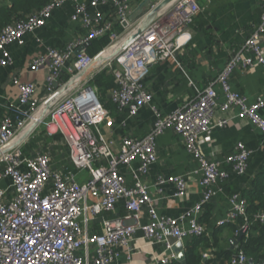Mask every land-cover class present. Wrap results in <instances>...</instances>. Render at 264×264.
<instances>
[{"label":"built area","instance_id":"1","mask_svg":"<svg viewBox=\"0 0 264 264\" xmlns=\"http://www.w3.org/2000/svg\"><path fill=\"white\" fill-rule=\"evenodd\" d=\"M161 1L143 0L132 12L130 0H50L0 31V66L6 67L12 63L7 47L23 45L25 36L43 28L55 9L71 4L70 21L82 29L63 49L47 46L33 59L31 71H47L42 98L36 97L35 83L13 79L18 102L0 121V264H113L118 249L125 251L126 264H132V244L138 231L147 241L163 244L167 251L166 255L156 256L154 264H168L175 260L171 247L176 241L205 236L206 227L198 217L205 204L223 193L220 184L228 177L226 165L237 174L246 171L251 151L242 142L236 143L228 155L208 158L199 138L208 135L214 126L227 124L225 119L213 122L218 107L237 108L264 134V117L260 114L264 96L249 102L245 95L232 89L230 82L235 68L260 67L264 73V3L254 30L214 80L197 89L182 105L162 114L151 104L152 94L144 84L148 66L173 57L179 47L178 38L201 8L197 0H173L146 22ZM100 6H106L107 12L99 10ZM115 23L122 26L120 32L115 31ZM106 34L109 43L95 55L85 49L75 54L79 46ZM109 50H113L110 55L99 59ZM102 69L114 79L115 86L107 90L106 98L115 113L133 116L145 106L153 113L152 125L144 136L124 137L117 148L115 140L103 130L111 129L116 117L100 101L98 88L91 84ZM64 73L66 78H62ZM216 87L224 96L222 102L218 101ZM37 128L48 136H61L70 164L78 172L87 171L86 180L79 182L74 173L53 169L46 152L24 154L21 145ZM167 129L180 136L192 154L202 189L198 203L177 218L157 210L156 198L144 182L157 160V136ZM136 161L139 164L134 168ZM121 167L131 172V182ZM6 179L9 184L4 187L1 183ZM166 181L174 183V196H185L186 181L182 176L158 178L157 193ZM118 200L124 201L125 219L104 218L101 232H91L89 222L113 211ZM227 200V215L217 225L241 218L239 229L247 236L250 222L245 200L237 194ZM144 212L147 222L140 223ZM254 220L264 223V210L255 214ZM202 257L211 258V248ZM227 264H248V258L237 249Z\"/></svg>","mask_w":264,"mask_h":264},{"label":"crops","instance_id":"2","mask_svg":"<svg viewBox=\"0 0 264 264\" xmlns=\"http://www.w3.org/2000/svg\"><path fill=\"white\" fill-rule=\"evenodd\" d=\"M130 2L132 12H136V8L143 0H130ZM198 3L201 10L192 19L187 30L178 38L179 47L173 57L156 61L148 66L144 84L152 94L151 104L162 114L182 105L196 94L197 89H203L214 80L232 53L241 47L259 22L264 0H199ZM98 8L107 12L106 6ZM72 12L73 8L69 3L55 9L43 28L25 36L23 45L11 44L7 47L12 56V63L6 67L0 66V121L18 102V91L13 84L14 77L35 83L36 97H43L47 71L45 69L31 71V63L36 56L45 51L47 46L63 49L67 42L82 33L81 27L70 21ZM112 20L115 21V19ZM66 76L67 73H64L62 78ZM230 82L232 89L245 95L249 102L264 96V73L260 67L235 68ZM216 90L219 94L218 101L222 102L224 96L218 87ZM103 100L105 106L116 117L111 129L103 127L107 136L115 140V148L124 137L140 138L149 131L153 122V113L148 106L143 107L133 116L118 115L115 113L114 106L107 101L106 94ZM260 114L264 117V109L260 111ZM219 119L227 120V124L222 127L214 126L208 135H202L199 138L204 155L208 158H221L228 155L238 142H242L251 151V155L243 174H237L231 166L226 165L228 177L220 184L223 187V193L205 204L198 218L206 227L205 237L213 240L214 230H220L218 240H225L230 247L229 240L236 238L237 234L230 231L228 223L218 226L217 222L225 219L227 215L228 197L237 194L238 197L243 198L244 190L249 188L258 173L263 171L264 134L247 118L242 117L235 107L227 110L218 107L213 122ZM21 146L25 155H32L36 151L48 153L53 169L66 174L74 173L76 180L77 177L81 179L79 182L87 177L70 164L67 146L61 137L48 136L42 129L37 128ZM156 150L157 160L150 166L144 182L156 198L157 210L163 215L177 218L184 211L192 208L201 198L198 165L192 154L185 149L181 137L170 129L157 136ZM138 164L139 162L136 161L133 167L136 168ZM121 172L128 182L132 181L131 172L126 167H121ZM171 176H182L185 179V196H174L175 185L169 181L160 186V193L155 191L158 178L167 180ZM8 184L7 179L1 183L4 187ZM126 215L124 201L118 200L113 211L94 217L89 222L88 229L94 233L101 232L104 218L125 219ZM147 219V213L144 212L139 222L146 223ZM125 221L130 222V220ZM190 239L192 238L182 242L184 249L186 242ZM132 245L130 259L132 264H154L156 256L167 254L163 244L147 241L140 231L137 232ZM117 253L113 264L128 263L123 249H118Z\"/></svg>","mask_w":264,"mask_h":264},{"label":"trees","instance_id":"3","mask_svg":"<svg viewBox=\"0 0 264 264\" xmlns=\"http://www.w3.org/2000/svg\"><path fill=\"white\" fill-rule=\"evenodd\" d=\"M48 1L50 0H0V31L15 20L25 18L28 14L39 10ZM120 26L119 24L114 26L116 32L122 30ZM108 43L109 35L106 34L103 37L90 41L85 51L89 55H95L107 46ZM91 84H94L98 88V93L100 92L101 100L105 105L103 100L105 94L102 92L105 93L109 88L115 86L113 77L108 74L106 69H102L94 75ZM54 136L61 137L59 134ZM242 196L246 203L250 229L247 236L243 235L235 250H242L248 260L251 259L253 262L260 263L264 259V223L255 221L254 215L264 210V169L254 178L251 186L244 190ZM242 224L243 219L238 218L235 221L228 222V228L231 232L236 233V230ZM220 232V230H214L212 235L213 240L205 236L188 240L184 249L186 264H227L235 250H230L225 240H218ZM223 241L225 243H222ZM210 248H212V257L203 259L202 253ZM168 264L180 263L177 260H173Z\"/></svg>","mask_w":264,"mask_h":264},{"label":"water","instance_id":"4","mask_svg":"<svg viewBox=\"0 0 264 264\" xmlns=\"http://www.w3.org/2000/svg\"><path fill=\"white\" fill-rule=\"evenodd\" d=\"M172 1L173 0H162L160 3H158V5L155 7V9H153L152 12L147 17L146 22H148V21H150V19H152V17L155 14V12H157L158 10L164 8L166 5H168ZM88 45H89V42H86L83 45H81L78 48H76L75 54L79 53L81 50H84ZM102 57L103 56L100 55L99 59H102ZM31 129H32V127L30 129H28V131L25 133V135H27L30 132ZM242 237H243V231L239 229L238 233H237V237L236 238H231L229 240V242H230L229 249L232 250V251L235 250L238 247V243L242 239ZM171 251L175 254V260H177L180 264H186L183 243L181 241H176L172 245ZM248 263L249 264H264V259L260 263L253 262L251 259H249Z\"/></svg>","mask_w":264,"mask_h":264},{"label":"rangeland","instance_id":"5","mask_svg":"<svg viewBox=\"0 0 264 264\" xmlns=\"http://www.w3.org/2000/svg\"><path fill=\"white\" fill-rule=\"evenodd\" d=\"M94 85V84H93ZM103 94H106V92L104 93V92H102ZM98 97H99V99H100V101L101 102H103L102 100H101V94H100V92L98 93ZM104 98V97H103ZM81 174H83L84 176H87V177H85V180L88 178V172L87 171H84V170H82V171H79ZM81 179H78V177H77V181H80Z\"/></svg>","mask_w":264,"mask_h":264},{"label":"bare ground","instance_id":"6","mask_svg":"<svg viewBox=\"0 0 264 264\" xmlns=\"http://www.w3.org/2000/svg\"><path fill=\"white\" fill-rule=\"evenodd\" d=\"M113 51V50H109V51H106L104 52V54L102 56H105V55H110V52Z\"/></svg>","mask_w":264,"mask_h":264}]
</instances>
